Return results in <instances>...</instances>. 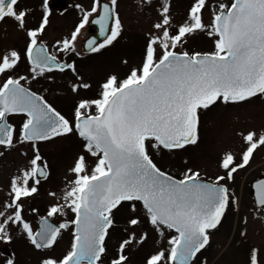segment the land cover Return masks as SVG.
Returning <instances> with one entry per match:
<instances>
[{
  "label": "snow or ice",
  "instance_id": "1",
  "mask_svg": "<svg viewBox=\"0 0 264 264\" xmlns=\"http://www.w3.org/2000/svg\"><path fill=\"white\" fill-rule=\"evenodd\" d=\"M18 4L19 0H0V22L12 19L27 38L23 55L16 48L0 53V156L16 151L28 157L23 148L32 155L11 177L7 196L0 200V242L11 243L16 229L35 250L54 251L68 233L65 252L45 254L40 264H129V251L148 240L144 226L149 225L167 239L144 264H200L212 231L222 226L232 208L239 210V197L230 190V182L254 152L264 148V133H241L240 160L226 152L218 165L223 174L214 178L205 179L187 166L177 177L156 157L198 145L201 109L207 112L218 102L252 103L264 97V0H192L181 22L172 15V0H138L142 10L153 8L157 13L141 64L123 78L107 76L94 97L80 95L92 85L80 75L75 61L63 57L80 55L75 41L94 14L91 22L104 39L100 43L89 39L87 50L99 53L117 40L123 27L118 0H93L90 8L77 4L80 22L51 50L42 39L49 0H43V16L34 27H28L31 10ZM205 11L210 16L207 24ZM201 34L214 40V50L188 47ZM25 61L28 75L18 72ZM66 71L75 77L70 91L78 97L72 118L31 87L39 79L54 83L55 74ZM73 136L81 147L69 170L73 179L66 181L60 197L48 193L54 202L44 214L29 206L39 216L34 228L25 218V202L50 175L40 145ZM253 187L254 212L264 218V179H256ZM61 217L62 222H54ZM121 218L123 232L109 254L108 240L118 231ZM239 236L246 240V230ZM5 264H15L14 256ZM245 264H264V245L251 246Z\"/></svg>",
  "mask_w": 264,
  "mask_h": 264
},
{
  "label": "rangeland",
  "instance_id": "2",
  "mask_svg": "<svg viewBox=\"0 0 264 264\" xmlns=\"http://www.w3.org/2000/svg\"><path fill=\"white\" fill-rule=\"evenodd\" d=\"M70 6L74 0H63ZM62 1V2H63ZM91 0H75V4H82L84 8H90ZM109 2V0H105ZM61 2V3H62ZM119 16L122 22V33L113 42L99 53H92L75 59L76 67L84 80L92 85L90 90H82L81 96L94 97L99 91V86L107 76L115 74L121 78L132 67L141 64L147 38L152 24L155 22L157 13L153 8H140L138 0H118ZM192 0H172V15L176 22H181L186 17ZM218 0H210L217 3ZM228 2V0H224ZM20 9L31 10L28 16V27L36 26L43 16V0H20ZM204 22H209V12H204ZM81 20V12L76 7L60 10H52L49 22L46 26L42 39L51 47L55 41L70 37L71 33ZM87 26L81 29L77 36L76 45L80 39L86 37ZM27 38L23 32L17 30L16 23L12 19H6L0 24V53L6 49L16 48L23 54ZM103 41V40H102ZM100 41V42H102ZM99 42V43H100ZM114 45V46H113ZM113 46V47H112ZM195 51L214 50V40L201 34L189 45ZM127 61V63H125ZM18 72L28 75V65L21 62ZM55 82L39 79L32 83L31 87L41 95H44L49 103L68 118H72V111L77 96L70 91V84L75 77L70 71L64 74H55ZM201 121L199 126V143L197 146H187L186 151L178 150L172 154H165L163 159L156 157L164 170L179 177L180 172L187 166L201 172L205 179L214 178L223 170L219 168V162L226 152L236 155L240 160V153L244 147L241 133L248 130L264 133V97L255 99L252 103L223 104L217 105L205 112L201 109ZM3 151V149H0ZM28 157L20 155L16 151H5L0 156V200L7 196L11 177L18 170L27 165L32 153L29 149ZM41 155L47 161L50 175L42 180L38 193L25 202V218L30 220L36 228L38 215L31 213L30 207H37L40 214L54 202L48 195L55 192L57 197L62 195L66 187V181L73 179L70 168L74 165L75 158L81 153L80 139L73 136L66 140H57L55 144H41ZM184 161H187L185 165ZM264 173V148L257 149L250 163L235 174V180L231 183V191L239 197V210L232 208L222 221V226L211 233L210 245L200 255V264L206 260L207 264H245L248 250L251 246L264 245V218H258L254 212L251 200L250 181ZM244 217H247L245 224ZM54 222H62L64 218H53ZM118 231L112 233L108 240L109 254H112L118 246L122 235L124 223L122 218L118 220ZM149 233V238L142 246H136L128 253L129 264H144L145 258L155 250L164 246L167 236L160 237L149 225L144 226ZM246 230L247 239L241 240L239 232ZM13 240L11 243L0 242V254L11 257V253L20 264H40L42 257L47 255L59 256L69 247L70 237L64 233L57 246L53 250H35L22 235H17V230H12ZM3 248V250H2ZM7 258V257H6ZM16 259V258H15ZM1 260V255H0Z\"/></svg>",
  "mask_w": 264,
  "mask_h": 264
},
{
  "label": "flooded vegetation",
  "instance_id": "3",
  "mask_svg": "<svg viewBox=\"0 0 264 264\" xmlns=\"http://www.w3.org/2000/svg\"><path fill=\"white\" fill-rule=\"evenodd\" d=\"M20 1V0H19ZM63 0H49V11L51 12L53 9L54 10H60V12L62 11V9H65V8H71V7H75L76 6V4H75V0L72 2V4L70 5V6H67L66 4H64V1L62 2ZM81 1V0H80ZM62 2V3H61ZM90 2H93V0H91ZM79 5H81L82 6V4H79ZM77 9V8H76ZM0 24H1V22H0ZM87 29L89 30V28L87 27ZM88 30H87V33H88ZM83 39V38H82ZM82 39H80V44H79V46L78 45H76V48H77V50L80 52V55L79 56H76L75 54H73V55H69V56H67V57H63V58H65V59H67V61L68 62H72V61H74L75 59H77V58H81V57H84V56H86V55H90V54H92V53H90V52H85V51H83V49H82ZM78 42V41H77ZM77 42L75 43V44H77ZM49 49L51 50V47L49 46ZM23 55V54H22ZM33 90V89H32ZM35 91V90H34ZM261 176H264V173L261 175ZM260 176V177H261ZM213 231H215V230H213ZM213 231H212V233H213ZM69 237H70V235H69ZM63 239V238H62ZM2 250H3V248H2ZM42 251H46V250H42ZM204 251V250H203ZM1 255V260H0V264H5V262H6V260L7 259H9V258H11V257H13L14 255L11 253V257H9V256H7L6 254H5V252H3L2 251V253L0 254ZM7 257V258H6ZM16 258V259H15ZM14 259H15V264H20L18 261H16L17 260V257H14Z\"/></svg>",
  "mask_w": 264,
  "mask_h": 264
},
{
  "label": "water",
  "instance_id": "4",
  "mask_svg": "<svg viewBox=\"0 0 264 264\" xmlns=\"http://www.w3.org/2000/svg\"><path fill=\"white\" fill-rule=\"evenodd\" d=\"M102 2H104V1L102 0ZM94 18H95V16L90 20L89 26L94 25L96 29L95 30H89L87 39L85 41H83V46H84V50L85 51H88L87 48H86V43H87V41L89 39H95L96 42H98L99 40H101V39L104 38L100 34L99 26L91 22ZM259 179H264V177H260ZM255 181H256V179H254V180H252L250 182V191H251V197H252V203H253V205H254V198H255V189H254L253 185H254ZM38 221H37V227H38Z\"/></svg>",
  "mask_w": 264,
  "mask_h": 264
},
{
  "label": "trees",
  "instance_id": "5",
  "mask_svg": "<svg viewBox=\"0 0 264 264\" xmlns=\"http://www.w3.org/2000/svg\"><path fill=\"white\" fill-rule=\"evenodd\" d=\"M113 46H114V45H113ZM113 46H112V47H113ZM188 47L191 48L190 46H188ZM213 48H214V47H213Z\"/></svg>",
  "mask_w": 264,
  "mask_h": 264
}]
</instances>
